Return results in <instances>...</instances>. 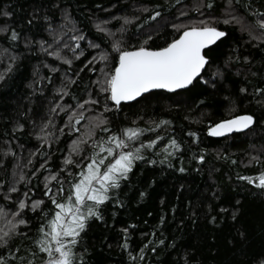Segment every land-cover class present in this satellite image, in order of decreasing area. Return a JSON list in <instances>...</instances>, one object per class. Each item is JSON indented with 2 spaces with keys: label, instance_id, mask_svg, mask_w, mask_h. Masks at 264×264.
Returning a JSON list of instances; mask_svg holds the SVG:
<instances>
[{
  "label": "trees",
  "instance_id": "obj_1",
  "mask_svg": "<svg viewBox=\"0 0 264 264\" xmlns=\"http://www.w3.org/2000/svg\"><path fill=\"white\" fill-rule=\"evenodd\" d=\"M201 2L206 3L207 0H179L178 3L177 0H60L61 8H70L73 18L68 22L65 31L68 32L75 23L78 29L85 32L88 39L100 43L110 52V42L103 39L93 27L94 21L108 20L109 27L116 29L120 25L111 17L135 14L143 19L148 13L138 11L139 5L150 9L162 5L164 11L161 17L147 21L142 29H137L134 25L129 26L133 38L128 43L138 46L146 35H152L148 44L163 46L165 40L172 39L176 34L170 27L172 23H188L203 18L196 11V5ZM54 3L55 0H0V9L7 7L13 12V17L7 18L11 26L16 27L21 36L28 35L37 41L31 49L25 48L24 44L19 42L0 58L2 69L8 62L9 54L17 56L13 71L5 81H0V149L8 147L10 137H15L11 139V146L17 153L15 157H4L0 152V158L5 159L7 165V175L5 169L0 167V178L6 180L11 176L13 168L30 174L34 167H39V162L46 158L39 153L36 157H30V152L41 147L44 148L45 154L49 150L47 145L40 144L35 133L40 130L41 121L47 119L54 99H59L60 94L55 92V89L60 86L62 80L67 83L64 77L67 69L71 67L72 73L80 72L78 83L69 88V92L78 97L86 95L81 90L91 79H95V74L85 67V57L90 60L89 54H96L95 49L87 46V41H81L84 56L74 59L71 66L39 50V40L52 42V37L44 30L45 21L42 17L45 12L53 15ZM226 6L227 0H215L212 9H201L204 16L219 17L218 26L225 28L229 33L224 43L215 49L212 55L218 57V63H221L227 55L236 50L241 55L252 56L254 62L234 65L229 79L218 84L216 89L198 82L195 87L174 94L153 92L134 103L122 104L119 110L105 113L117 129L130 126L133 121L137 125L148 126L150 120H170L172 123L168 127L185 145L181 152L184 156L183 166L187 171L177 170L181 163L179 160H173L176 168H169L167 164L152 166L137 162L130 181L131 187L124 188V207L109 204L104 222L90 221L91 227L84 237V243L94 251L93 259L98 264H133L128 253L132 251L133 256L139 255L138 251L133 250H138L146 238L151 242L150 247L146 250L145 259L137 264H179L184 253L188 251H196L198 259L204 260L206 264H237V261L245 259L240 255L239 238L233 239L236 237L237 228L246 230L248 234V239L242 247L253 250L264 247V191L249 181L240 179L264 170V159L259 164L248 162L253 156H264V123H260L264 121V104L261 103L262 97L253 91L256 87L264 88V43L256 47L257 42L249 40L247 32L241 31L240 23L224 25L222 20L227 18L224 13ZM254 6L261 8L264 6V0H254ZM36 9L40 11L37 12ZM181 11H185L187 15L181 16ZM29 19L33 20L31 25L27 23ZM54 19L60 21V10L55 11ZM4 22L5 18L0 17V23ZM73 34L75 33L68 32L62 39L70 45L74 44L69 40V36ZM8 47V43L0 39V51ZM61 51L64 56L72 58L70 49L61 48ZM81 61H84V64H81ZM50 64H55L59 71L51 72L46 66ZM215 66L213 65V68ZM44 77H50L51 83L43 79ZM240 87H247L248 94L239 93ZM41 88L42 91L38 90ZM60 103L75 105L70 96H65ZM243 112L253 113L256 117L257 123L251 130L220 139L209 137L206 131L209 121L227 119ZM85 116H88V113H85ZM65 119L64 113L60 112L56 116L55 125L63 126ZM17 122L23 123L25 127L13 133L12 127ZM85 124L86 121H80L76 125L81 133ZM189 131L198 133V141L188 136ZM159 132L160 129H157V133ZM56 135L59 140L52 141L53 160L49 161L54 168L60 164L61 156L67 153L70 141L80 133L66 131L63 135L58 132ZM164 142L167 143V137ZM201 149L207 151L201 153ZM193 150L197 154H203L205 160L196 161L193 158ZM29 159L32 164L25 167ZM153 178L156 183L151 184ZM39 187L43 188L42 182ZM138 189L145 190L147 195L139 197ZM37 195L39 196V193ZM161 198L164 205L160 203ZM237 200L242 205L239 224L232 226L229 220L227 223L213 225L208 220V205L219 206L225 202L234 204ZM0 206L8 207L2 200ZM173 206L175 211H172ZM162 209L165 224L157 228ZM149 213L152 215L149 216ZM124 227H128L131 233L128 250L121 247ZM153 229H156V236H151ZM20 231H24L23 226H20ZM34 233L35 228L30 235ZM144 234H148L147 237ZM156 239H164L165 244L157 245ZM173 244L176 251L172 250ZM151 247H156L157 252L153 254Z\"/></svg>",
  "mask_w": 264,
  "mask_h": 264
},
{
  "label": "snow or ice",
  "instance_id": "obj_2",
  "mask_svg": "<svg viewBox=\"0 0 264 264\" xmlns=\"http://www.w3.org/2000/svg\"><path fill=\"white\" fill-rule=\"evenodd\" d=\"M214 4L215 0H207L206 3L201 2L196 5V11L203 17L198 21L172 23L170 27L176 34L172 39L165 40L163 46H150L148 41L152 40V35H146L138 46L128 43L133 38L129 26L134 25L135 28L142 29L147 21L161 17L164 11L162 5L151 9L139 5L138 11L148 13L143 19L135 14L111 17L120 25L116 29L109 27L108 20L94 21L93 27L103 39L110 42L111 52L100 43L88 39L85 32L78 29L75 23L72 24L71 29H68V32L75 33L69 36V40L74 44L70 45L62 39L63 36L68 35L65 29L73 18L70 8H61L60 0H55L52 6L53 15L44 13L42 17L45 21L44 30L52 37V42L39 40V50L71 66L74 59L84 56L81 41H87V46L95 49L96 54L90 53V60L85 57L87 60L85 67L95 74V79H91L81 90L86 95L78 97L71 94L69 88L78 83L80 72L72 73L71 67L67 69L64 73L67 83L62 80L60 86L55 89V92L60 94L59 99H54L48 110L47 119L41 121L40 130L35 133L40 144L47 145L49 150L45 154L44 148L41 147L30 152V157H36L39 153L46 158L42 159L39 167H34L30 174L13 168L7 180L0 178V200L8 205V207L0 206V225H2L0 226V264H98L93 259L94 251L84 243V237L91 227L90 221L104 222L109 204L124 207L123 197L126 195L124 188L131 187L130 181L137 162L152 166L167 164L169 168H176L173 160H179L181 163L177 170L187 171L183 166L184 156L181 152L185 145L168 127L172 123L170 120L165 118L150 120L148 126L137 125L133 121L132 125L117 129L113 127L109 116L105 113L119 110L122 102L143 98L144 94H150L151 90L155 89L188 90L190 87H195L198 82L216 89L218 84L229 79L234 65L254 62L252 56L241 55L236 50L227 55L221 63H218V57L212 55L229 35L225 28L218 26L219 17L204 16L201 11V9H212ZM56 10H60L59 22L54 19ZM224 13L227 17L222 20L224 25L240 23L241 31L247 32L250 41L257 42L256 47L264 43V6L257 9L254 0H247V3L245 0H227ZM180 15L186 16L187 13L181 11ZM0 17L5 18V22L0 23V39L9 45L8 48L0 51V58L19 42L28 49L37 44V41L30 36H21V32L11 26L7 18L13 17V12L7 7L0 9ZM27 23L31 25L33 20L29 19ZM61 48L70 49L73 53L72 58L64 56ZM16 59L15 54H9L6 66L0 69V81H5L8 74L13 71ZM97 61H99L98 65ZM81 64H84V61H81ZM93 65L97 66L93 67ZM213 65L216 66L213 68ZM46 66L51 72L59 71L55 64ZM83 70L82 68L81 71ZM43 79L51 83L50 77ZM253 91L262 97L261 103L264 104V88L256 87ZM238 92L247 95L249 89L240 87ZM65 96H70L75 101V105L61 104L60 101ZM60 112L64 113L66 119L63 126L57 127L55 120ZM85 113H88V116H85ZM80 121H86L82 133L76 126ZM256 123L253 113L243 112L231 115L227 119L209 121L206 131L212 136H225L233 132L251 130ZM24 127L23 123L17 122L13 125L12 132L15 133ZM46 129L48 131H45ZM157 129H160L159 133ZM66 131L77 132L80 135L70 141L67 153L61 156L60 164L54 168L53 164L49 163L53 160L52 141L59 140L57 132L63 135ZM188 136L194 141L199 139L195 131H189ZM166 137L167 143L164 142ZM11 139L15 137H10L8 147L0 149L4 157L17 155L11 146ZM18 147L23 148L22 145ZM200 151L202 153L207 150ZM193 158L196 161L205 160L203 154H197L194 150ZM262 159L264 156L257 155L248 162L259 164ZM31 164L32 160L29 159L25 167ZM0 167L6 172L7 165L3 158H0ZM34 179L35 183H33ZM240 179L249 181L264 191V170ZM41 182L43 188L39 187ZM150 183H156L155 178ZM137 194L143 198L147 192L138 189ZM160 203L164 205L163 198ZM172 211H175V206ZM241 214L242 205L237 200L234 204L225 202L219 206L208 205L206 216L213 225L220 222L227 223L230 220L232 226H235L240 223ZM113 215H115L114 208ZM148 215L151 216L152 213ZM164 224L165 215L162 209L157 228ZM20 226H23L24 231H20ZM33 228L35 233L30 235ZM122 231L124 236L121 247L128 250L131 233L128 227H124ZM144 235L147 237L148 234ZM156 235V229H153L151 236ZM237 237L241 244L240 255L245 257L237 261V264H264V247L259 250L242 247L248 239L246 230L237 228L236 237L233 239ZM155 243L163 245L165 240L156 239ZM150 244L151 242L146 238L138 250H133L139 252L137 256H133L132 251H129V259L133 264L145 259ZM172 250L176 251L174 244ZM151 252L156 253L157 248L151 247ZM179 264H206V262L198 259L196 251H188L184 253Z\"/></svg>",
  "mask_w": 264,
  "mask_h": 264
},
{
  "label": "water",
  "instance_id": "obj_3",
  "mask_svg": "<svg viewBox=\"0 0 264 264\" xmlns=\"http://www.w3.org/2000/svg\"><path fill=\"white\" fill-rule=\"evenodd\" d=\"M181 91H185V90L169 91V90H166V89H155V90H151L150 93H153V92H165V93H168V94H174V93L181 92ZM148 94H149V93H146V94H144V96H145V95H148ZM139 99H141V98H136V99L133 100V101L122 102V104H131V103L136 102V101L139 100ZM246 131H248V130L246 129V130H243V131H241V132H233V133H230V134H226L225 136H212V135L209 134V137H211V138H216V139H220V138L229 137V136H231V135H233V134L244 133V132H246Z\"/></svg>",
  "mask_w": 264,
  "mask_h": 264
}]
</instances>
